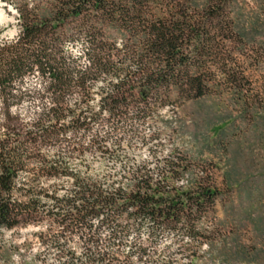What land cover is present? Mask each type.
I'll list each match as a JSON object with an SVG mask.
<instances>
[{"label":"trees","instance_id":"1","mask_svg":"<svg viewBox=\"0 0 264 264\" xmlns=\"http://www.w3.org/2000/svg\"><path fill=\"white\" fill-rule=\"evenodd\" d=\"M233 1L17 0L18 36L13 44L0 48L2 107L6 118L23 124L10 109L33 95L19 87L22 78L33 72L45 81L38 97L48 98L50 104L32 124L22 126V135L13 127L1 130L0 231L50 219L61 233L80 235L88 264L107 260L106 255L89 248L96 244L95 231L89 225L94 220L99 227H110L111 236L118 234L121 219H129L150 223L151 236L156 231H183L188 240H196L200 233L195 226L213 208L216 192L196 181L184 189L176 188L175 182L188 172L181 157L165 160L154 178L142 167L127 175L122 188L104 191L71 170L68 159L81 154V147L65 143L67 152L48 160L41 156L40 145L54 146L69 131L57 125L68 110L66 98L79 92L85 100L88 88L107 78L116 81L101 100L110 123L127 119L135 111V99L143 104L171 87L181 90L186 84L196 98L201 97L204 81L198 64L205 57L221 56L223 41L243 40L228 18ZM108 29L122 41L110 40ZM74 43L85 46L84 67L68 52ZM131 67L137 69V75L128 74ZM73 110L68 114L75 128L98 119L97 115L86 119ZM91 147L102 156L108 154L98 142L93 141ZM30 163L33 167L28 168ZM22 175L24 179L17 181ZM44 181H51L49 191L43 189ZM62 181L71 182L73 190L56 197ZM45 199L52 202V209L43 213ZM52 239L59 254L72 262L73 255L59 249ZM3 254L0 252V264H6Z\"/></svg>","mask_w":264,"mask_h":264},{"label":"rangeland","instance_id":"2","mask_svg":"<svg viewBox=\"0 0 264 264\" xmlns=\"http://www.w3.org/2000/svg\"><path fill=\"white\" fill-rule=\"evenodd\" d=\"M17 3L0 0V48L13 44L18 36ZM227 12L243 40L223 41L221 56L205 57L198 64L204 81L201 97L196 98L186 84L181 90L171 87L143 104L135 99V111L127 119L110 123L101 100L116 81L107 78L88 88L85 100L75 92L64 106L68 110L76 106L73 111L86 119L96 115L98 119L75 128L64 110L57 125L69 131L54 146L40 145L41 156L48 160L63 156L65 143L81 147V154L68 159L71 170L104 191L122 188L127 175L142 167L154 178L165 160L179 156L188 172L175 182L176 188L196 181L216 192L213 208L195 226L200 234L194 241L183 231H156L151 236L150 223L129 219H121L118 234L111 236L110 227L90 221L96 244L89 248L106 255L105 264H264V0H234ZM107 35L122 41L109 29ZM68 52L82 67L86 65L81 43L70 45ZM136 71L131 67L128 74L135 76ZM44 82L35 72L22 78L20 89L33 95L10 106V112L23 124L6 118L0 97V133L6 127L29 126L49 108L48 98L38 97ZM93 141L107 148L108 154L96 152ZM23 179L22 175L17 181ZM42 183L43 189H51V181ZM58 185L56 197L73 190L71 182ZM42 205L43 213L52 209L48 199ZM51 222L43 218L24 228L0 231L6 264H88L80 235L67 236ZM53 237L59 249L73 255L72 262L59 254Z\"/></svg>","mask_w":264,"mask_h":264},{"label":"bare ground","instance_id":"3","mask_svg":"<svg viewBox=\"0 0 264 264\" xmlns=\"http://www.w3.org/2000/svg\"><path fill=\"white\" fill-rule=\"evenodd\" d=\"M18 17V16H17Z\"/></svg>","mask_w":264,"mask_h":264},{"label":"built area","instance_id":"4","mask_svg":"<svg viewBox=\"0 0 264 264\" xmlns=\"http://www.w3.org/2000/svg\"><path fill=\"white\" fill-rule=\"evenodd\" d=\"M19 22V21H18Z\"/></svg>","mask_w":264,"mask_h":264}]
</instances>
